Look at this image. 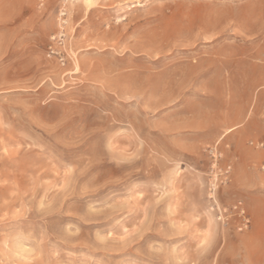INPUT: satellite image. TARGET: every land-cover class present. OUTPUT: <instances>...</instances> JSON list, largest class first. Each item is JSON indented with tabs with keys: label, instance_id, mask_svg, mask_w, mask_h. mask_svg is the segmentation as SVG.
Masks as SVG:
<instances>
[{
	"label": "rangeland",
	"instance_id": "1",
	"mask_svg": "<svg viewBox=\"0 0 264 264\" xmlns=\"http://www.w3.org/2000/svg\"><path fill=\"white\" fill-rule=\"evenodd\" d=\"M0 264H264V0H0Z\"/></svg>",
	"mask_w": 264,
	"mask_h": 264
},
{
	"label": "built area",
	"instance_id": "2",
	"mask_svg": "<svg viewBox=\"0 0 264 264\" xmlns=\"http://www.w3.org/2000/svg\"><path fill=\"white\" fill-rule=\"evenodd\" d=\"M61 37H62V34L58 35L55 38L56 42L60 43L61 42ZM228 172H229V166H227L224 169V174H227ZM233 209H235L237 211L238 215L242 218V222H241L240 228L246 227L247 224H248V218L246 217L245 211H244L243 207L241 206V204L239 202L235 203L233 205Z\"/></svg>",
	"mask_w": 264,
	"mask_h": 264
}]
</instances>
